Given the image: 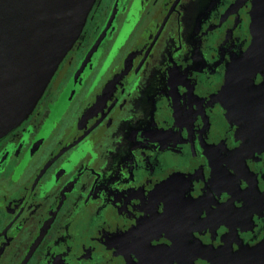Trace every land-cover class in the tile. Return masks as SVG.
Instances as JSON below:
<instances>
[{
  "label": "flooded vegetation",
  "instance_id": "1",
  "mask_svg": "<svg viewBox=\"0 0 264 264\" xmlns=\"http://www.w3.org/2000/svg\"><path fill=\"white\" fill-rule=\"evenodd\" d=\"M254 37L252 0H96L0 138V264H264Z\"/></svg>",
  "mask_w": 264,
  "mask_h": 264
},
{
  "label": "water",
  "instance_id": "2",
  "mask_svg": "<svg viewBox=\"0 0 264 264\" xmlns=\"http://www.w3.org/2000/svg\"><path fill=\"white\" fill-rule=\"evenodd\" d=\"M96 0H0V138L25 120L79 38ZM246 62H264V0ZM255 67L249 72L255 73Z\"/></svg>",
  "mask_w": 264,
  "mask_h": 264
}]
</instances>
